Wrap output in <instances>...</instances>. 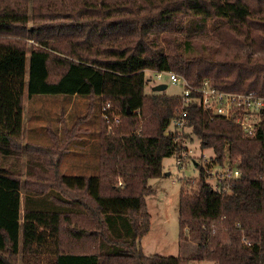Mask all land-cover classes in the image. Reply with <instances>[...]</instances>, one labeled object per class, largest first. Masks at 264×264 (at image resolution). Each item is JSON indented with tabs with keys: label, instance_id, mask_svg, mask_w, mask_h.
I'll return each mask as SVG.
<instances>
[{
	"label": "trees",
	"instance_id": "16d2710c",
	"mask_svg": "<svg viewBox=\"0 0 264 264\" xmlns=\"http://www.w3.org/2000/svg\"><path fill=\"white\" fill-rule=\"evenodd\" d=\"M0 35L32 40L0 41L1 155L21 145L26 87L29 98H99L121 119L111 131L103 119L88 150L99 154L97 173L34 167L25 185L41 186L24 205L20 173L0 165V264H264V120L246 138L240 125L211 117L198 92L185 127L241 176L219 191L201 167L194 190L180 193V255L142 246L149 181L186 149L179 131L168 132L184 98L146 94V71L264 97V0H0Z\"/></svg>",
	"mask_w": 264,
	"mask_h": 264
},
{
	"label": "rangeland",
	"instance_id": "374dc122",
	"mask_svg": "<svg viewBox=\"0 0 264 264\" xmlns=\"http://www.w3.org/2000/svg\"><path fill=\"white\" fill-rule=\"evenodd\" d=\"M15 39H22L28 44L32 43V40L28 38L0 35V41ZM29 59L28 54V67ZM146 77L148 79L146 94L182 95V86L173 84L168 75L163 74L159 80L154 71L147 70ZM159 84H166L167 90L164 92L156 91L155 89ZM105 105L99 98L85 97L76 93L73 97L58 95L29 98L26 87L24 135L21 145L11 157H4L0 154V165L13 168L18 174L20 173L23 205L29 190L41 186L39 183L32 182H30L31 185H25L28 178L34 179L28 174L29 170L34 167L38 169H41L40 167L51 168L56 162L59 165L60 173L64 175L97 173L100 163L99 154L90 150L88 155V150L94 149L93 146L95 148L98 146L103 128V108ZM262 112L254 114L257 122L264 120V110ZM109 113L112 115L110 122L104 120L109 125V131H111L121 122V119L113 111ZM115 118H119V121H115ZM177 131H179L180 140L186 148L183 150L184 153L182 152V163H178L179 159L176 156L165 158L163 167L166 175L149 181L155 193L146 197L147 209L151 215L150 231L142 239V246L146 255H180L179 199L182 188L187 192L194 190L196 182L200 179L201 167L213 170V173L216 174L229 168L228 165H221L216 161L212 149H201L200 140L192 133V128L183 127L180 129L175 125L174 119L168 128V132ZM208 182L217 189L222 184L218 182L216 177L209 178ZM225 239H228L226 235ZM21 260L20 264H22ZM189 264L214 263L190 261Z\"/></svg>",
	"mask_w": 264,
	"mask_h": 264
},
{
	"label": "built area",
	"instance_id": "2783aa9c",
	"mask_svg": "<svg viewBox=\"0 0 264 264\" xmlns=\"http://www.w3.org/2000/svg\"><path fill=\"white\" fill-rule=\"evenodd\" d=\"M157 78L160 80L163 74L169 76L171 82L176 85H181L183 88L182 97L184 98V106L181 111V116L175 119V125L178 128L186 126V113L192 92H198L200 97L197 99L199 105L208 112L211 117H225L228 120L240 125L243 128L246 138H254L258 134V126L260 122H257L254 118V114L264 110V97L259 96L257 93L240 94L230 93L225 91H219L209 84L199 89L190 88L187 80L173 72L167 71H154ZM111 104L106 103L103 108V117L106 121L110 122L111 116L109 111ZM115 121H119V118H115ZM184 153V152H183ZM186 158V157H185ZM183 159V158H182ZM182 159L178 160V163H182ZM209 178L216 177L218 182L222 183L220 188L216 190L223 191L227 188H222V185L226 184L229 180L237 179L241 176V172L238 168H228L222 173H213V170L209 172ZM209 180V179H208ZM210 183V182H209ZM224 183V184H223Z\"/></svg>",
	"mask_w": 264,
	"mask_h": 264
},
{
	"label": "water",
	"instance_id": "95a60500",
	"mask_svg": "<svg viewBox=\"0 0 264 264\" xmlns=\"http://www.w3.org/2000/svg\"><path fill=\"white\" fill-rule=\"evenodd\" d=\"M167 88L168 86L166 84H159L155 90L158 92H164L167 90Z\"/></svg>",
	"mask_w": 264,
	"mask_h": 264
}]
</instances>
